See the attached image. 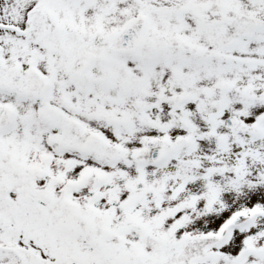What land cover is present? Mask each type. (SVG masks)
<instances>
[{
  "label": "snow or ice",
  "instance_id": "obj_1",
  "mask_svg": "<svg viewBox=\"0 0 264 264\" xmlns=\"http://www.w3.org/2000/svg\"><path fill=\"white\" fill-rule=\"evenodd\" d=\"M0 264H264V0H0Z\"/></svg>",
  "mask_w": 264,
  "mask_h": 264
}]
</instances>
